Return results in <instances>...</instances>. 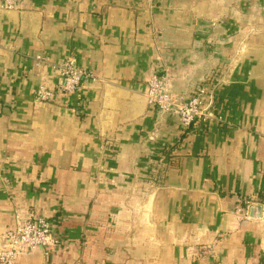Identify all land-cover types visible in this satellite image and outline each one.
Returning <instances> with one entry per match:
<instances>
[{"label":"crops","instance_id":"0c3cea01","mask_svg":"<svg viewBox=\"0 0 264 264\" xmlns=\"http://www.w3.org/2000/svg\"><path fill=\"white\" fill-rule=\"evenodd\" d=\"M38 55L93 78L67 102ZM153 72L223 123L149 105ZM29 215L56 245L15 264H264V0L0 2L1 245Z\"/></svg>","mask_w":264,"mask_h":264},{"label":"built area","instance_id":"2783aa9c","mask_svg":"<svg viewBox=\"0 0 264 264\" xmlns=\"http://www.w3.org/2000/svg\"><path fill=\"white\" fill-rule=\"evenodd\" d=\"M4 10L21 9L22 0H0ZM38 67H50L57 73L61 81L60 91L69 102L70 97L80 93L86 79L93 75L77 65L75 59H66L53 63L48 58L38 55L35 57ZM149 90L147 102L160 113H174L180 119L185 130L195 125L221 124L223 118L218 116L213 108L214 95L206 86H199L187 99H178L172 93V84L168 73L153 72L148 79ZM53 97V92L46 86H41L36 92V100L46 103ZM79 96L78 100L81 101ZM7 247L0 248V264H15L24 254L37 249H48L56 245L50 221L42 216H18L14 229L5 236ZM219 244L215 240L209 245H203L201 251L213 255Z\"/></svg>","mask_w":264,"mask_h":264},{"label":"water","instance_id":"95a60500","mask_svg":"<svg viewBox=\"0 0 264 264\" xmlns=\"http://www.w3.org/2000/svg\"><path fill=\"white\" fill-rule=\"evenodd\" d=\"M259 209L261 210V207H259ZM252 211H253V209H252ZM2 240H6V239H2ZM7 242V241H6ZM7 247V245H1V242H0V248H3V249H5Z\"/></svg>","mask_w":264,"mask_h":264},{"label":"trees","instance_id":"16d2710c","mask_svg":"<svg viewBox=\"0 0 264 264\" xmlns=\"http://www.w3.org/2000/svg\"><path fill=\"white\" fill-rule=\"evenodd\" d=\"M205 83H206V85H208V82L207 81H204L200 86H203ZM209 84H211V81H210ZM206 85H204V86H206ZM206 87H208V86H206Z\"/></svg>","mask_w":264,"mask_h":264}]
</instances>
